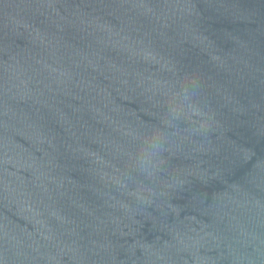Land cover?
Listing matches in <instances>:
<instances>
[{
	"label": "water",
	"instance_id": "water-1",
	"mask_svg": "<svg viewBox=\"0 0 264 264\" xmlns=\"http://www.w3.org/2000/svg\"><path fill=\"white\" fill-rule=\"evenodd\" d=\"M0 264H264V0H0Z\"/></svg>",
	"mask_w": 264,
	"mask_h": 264
}]
</instances>
